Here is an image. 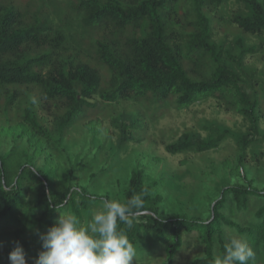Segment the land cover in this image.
I'll return each mask as SVG.
<instances>
[{"label": "trees", "instance_id": "trees-1", "mask_svg": "<svg viewBox=\"0 0 264 264\" xmlns=\"http://www.w3.org/2000/svg\"><path fill=\"white\" fill-rule=\"evenodd\" d=\"M178 1H76V12L83 27H110L118 36L109 42L96 41L94 47L96 62L108 71L105 77L88 61H65L63 51L68 48L69 41L64 30L51 20L26 21V15L17 6L0 4V93L3 92L4 105L15 103L20 94L18 87H37L41 98L60 110L54 126L59 140L70 126L97 108V102H91L96 95L100 103L133 99L155 107L161 101L174 98L178 109L187 108L199 99L214 97L234 107L248 122L247 133L238 141L242 162L245 150L264 140V132L259 127L262 102L254 87L253 72H246L242 63L245 55L259 49L237 41L235 55L230 53L231 49L216 47L211 42L212 28L206 8L225 0H187V31H173L170 18L178 13ZM248 3L251 12L235 14L232 22L248 34L264 32V5L259 0H248ZM76 40L81 47V39ZM222 52L244 77L220 62ZM23 117L29 129L53 140L30 107L25 108ZM112 124L119 133L118 146L134 138L129 128L141 129L144 125L136 116L129 121L114 118ZM205 130L209 131L205 138L192 131L183 132L166 145V151L172 154L205 152L219 146L229 134L226 129ZM31 188L35 201L27 208L26 191ZM135 195L142 196L143 208L133 209L131 228L119 221L118 228L125 230L138 258L154 257L163 252L166 264H172L181 248L195 239L202 248V255L194 258L192 264H215V254L223 255L228 234L244 238L264 257V189L251 183L225 185L210 205L207 217L194 218L185 214L165 217L154 204L161 199L160 195L151 197L147 203L149 188L144 184V172L135 168L121 202ZM105 198L69 182L53 186L40 169L27 173L22 169L12 179L5 157L0 156V222L19 227L16 242L9 249L19 243L27 250L28 243L19 241L26 231L28 242L42 244L41 236L55 224L59 211L73 213L82 220L78 202L86 211L89 205L102 204ZM227 210L236 215L243 213V220L228 217Z\"/></svg>", "mask_w": 264, "mask_h": 264}, {"label": "rangeland", "instance_id": "rangeland-1", "mask_svg": "<svg viewBox=\"0 0 264 264\" xmlns=\"http://www.w3.org/2000/svg\"><path fill=\"white\" fill-rule=\"evenodd\" d=\"M76 1L0 0V4L17 6L26 15V21H34L35 18L51 20L64 30L69 41L68 48L63 51L65 61H88L97 66L105 77L108 71L96 62L94 47L96 41L109 42L118 36L110 27H83L76 12ZM259 1L264 5V0ZM177 6L178 13L170 18V28L184 32L187 31L186 19L189 15L185 9L189 3L179 0ZM250 12L248 0H225L206 8L212 28L211 42L216 47L231 49L230 53L236 55V42L241 41L246 47L255 46L259 49L258 52L245 55L242 63L245 71L253 72L254 75V87L262 102L259 127L264 132V32L245 33L231 20L235 14ZM76 38L81 39V47ZM220 60L233 68L241 78L244 77L225 52L221 53ZM17 89L19 97L11 106L4 105V95L0 93V156L5 157L12 179L22 169L26 173L28 170L40 169L53 186L69 182L74 187H83L107 199L123 201L124 189L132 170L140 168L144 172V184L149 188L147 203L151 197L160 195L161 199L154 204L165 217L170 214L207 217L210 205L225 185L251 183L264 189V140L250 145L240 162L238 141L247 133L248 122L234 107L214 97L202 98L187 108L178 109L174 105V98L161 101L155 107L133 99L100 103L96 95L91 102H97V108L70 126L58 140L54 126L60 110L52 102L44 101L37 87ZM27 107L33 110L43 129L50 132L54 141L47 140L27 127L23 117ZM135 116L143 122V127L129 128L134 138L118 146L119 133L112 119L129 121ZM205 128L226 129L229 134L219 146L205 152L172 154L166 151V145L174 142L185 131L195 132L205 138L209 133ZM26 194L25 204L29 208L34 204L35 193L31 188ZM77 206L83 213V219H80L83 226L88 224L91 214L99 210L101 204L89 205L90 209L86 211L79 202ZM226 214L234 220H243V213L236 215L227 210ZM17 228L13 223L0 222V264H10L8 256L12 249L9 247L16 242ZM27 234L26 231L19 241L28 243L24 252L28 264H32L33 258L42 250V244L28 242ZM232 236L228 234L227 242ZM253 251L254 261H249V264H264V257L257 249ZM201 255L202 248L198 247V242L190 239L172 264H192L193 259ZM215 255L218 256L217 253ZM133 264H166L165 255L160 252L154 257H135Z\"/></svg>", "mask_w": 264, "mask_h": 264}, {"label": "clouds", "instance_id": "clouds-1", "mask_svg": "<svg viewBox=\"0 0 264 264\" xmlns=\"http://www.w3.org/2000/svg\"><path fill=\"white\" fill-rule=\"evenodd\" d=\"M144 206L142 196L135 195L125 202L103 199L99 210L91 214L87 226L71 213H62L55 224L41 236L42 250L32 264H133L136 249L118 221L131 228L133 209ZM255 253L247 241L232 236L224 246L223 255L215 264H249ZM10 264H28L24 249L19 243L10 251Z\"/></svg>", "mask_w": 264, "mask_h": 264}]
</instances>
